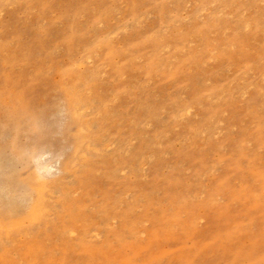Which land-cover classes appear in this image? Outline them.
<instances>
[{
	"label": "rangeland",
	"instance_id": "rangeland-1",
	"mask_svg": "<svg viewBox=\"0 0 264 264\" xmlns=\"http://www.w3.org/2000/svg\"><path fill=\"white\" fill-rule=\"evenodd\" d=\"M0 264H264V0H0Z\"/></svg>",
	"mask_w": 264,
	"mask_h": 264
}]
</instances>
